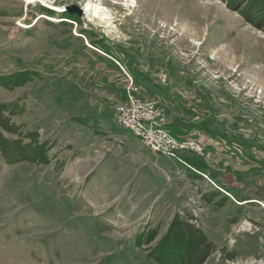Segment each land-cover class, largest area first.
<instances>
[{"label": "rangeland", "instance_id": "rangeland-1", "mask_svg": "<svg viewBox=\"0 0 264 264\" xmlns=\"http://www.w3.org/2000/svg\"><path fill=\"white\" fill-rule=\"evenodd\" d=\"M129 83L204 154L117 123ZM0 105V264H160L177 218L264 264V0H0Z\"/></svg>", "mask_w": 264, "mask_h": 264}, {"label": "trees", "instance_id": "trees-1", "mask_svg": "<svg viewBox=\"0 0 264 264\" xmlns=\"http://www.w3.org/2000/svg\"><path fill=\"white\" fill-rule=\"evenodd\" d=\"M6 110L4 105H0V115ZM9 125L6 123L5 117L1 115L0 129L10 131ZM174 132H179V130ZM2 137L0 136V142L3 141ZM12 143L19 147L15 142ZM2 147L0 144V150L3 151L4 148ZM174 240H178L179 244L173 243ZM214 248V243L206 237L200 228L187 220L177 218L172 220L165 235L156 245V249L151 251L149 255L160 264H203ZM176 254H179V258L175 261Z\"/></svg>", "mask_w": 264, "mask_h": 264}, {"label": "built area", "instance_id": "built-area-1", "mask_svg": "<svg viewBox=\"0 0 264 264\" xmlns=\"http://www.w3.org/2000/svg\"><path fill=\"white\" fill-rule=\"evenodd\" d=\"M140 90L129 83L126 90V100L115 107V119L124 121L125 125L134 129L137 134H144L151 138L155 145H162L163 150H169V143L186 144V150L196 154H204L201 142L188 136V142L168 139L153 132V121L165 122L162 105L153 98H145L139 95ZM175 153V151H171ZM181 162H183L181 160Z\"/></svg>", "mask_w": 264, "mask_h": 264}, {"label": "bare ground", "instance_id": "bare-ground-1", "mask_svg": "<svg viewBox=\"0 0 264 264\" xmlns=\"http://www.w3.org/2000/svg\"><path fill=\"white\" fill-rule=\"evenodd\" d=\"M36 0H27V2H33ZM97 1V0H95ZM126 2H135V0H125ZM52 8H54L55 10H59L62 11L63 9L58 8V6L55 5H51ZM84 13H88L91 16L98 18L101 21H104L106 23H110L111 21V16L109 14V12L102 6L99 5L98 2L96 3H92L90 1H88L84 6ZM61 9V10H60ZM43 15V14H41ZM23 26H27L25 23H23ZM87 45L91 46L88 42H86ZM92 47V46H91ZM95 51L100 52L103 55L108 56V54L101 52L97 47H92ZM116 122L119 123L120 125H122L123 127L129 129L136 137H138L141 142L143 143V145L145 147H147L151 152L153 153H161L163 155H166L170 158H177L176 157V153H172L171 151H175L176 147H186V144H178V143H169V150H163V146L162 145H155V142H153V140L151 138H147L146 135L144 134H137V132L134 131V129H132L131 127L125 125L124 121H120L119 119H116ZM166 122H161V121H153V132H156L158 134H161L162 136H166L168 139H172V140H181V142H188V138L187 139H179L176 138L172 135L169 134V132L166 130V128H163L162 126L165 127ZM180 160V159H179Z\"/></svg>", "mask_w": 264, "mask_h": 264}, {"label": "crops", "instance_id": "crops-1", "mask_svg": "<svg viewBox=\"0 0 264 264\" xmlns=\"http://www.w3.org/2000/svg\"><path fill=\"white\" fill-rule=\"evenodd\" d=\"M169 125H167V130L169 129L170 131L172 130L173 132L175 131V130H179V132H174V136H176V137H180V136H182V134H184V130L181 128L182 126L180 125V126H178V125H175V124H173V122L170 120L169 122ZM181 130H183V131H181ZM191 166V168L192 169H194V170H196V171H198L199 173H200V170H198V169H196V167H194V166H192V165H190ZM202 174H204V173H202ZM211 178H213V177H211ZM215 179V180H214ZM213 180L218 184V185H224L225 183H223V181L221 180V179H219V178H214ZM214 182V183H215ZM216 183H215V185H216ZM226 186V185H225Z\"/></svg>", "mask_w": 264, "mask_h": 264}, {"label": "water", "instance_id": "water-1", "mask_svg": "<svg viewBox=\"0 0 264 264\" xmlns=\"http://www.w3.org/2000/svg\"><path fill=\"white\" fill-rule=\"evenodd\" d=\"M65 9L69 13H76L78 15H81L84 12L82 8H80L79 6H76V5H67V6H65Z\"/></svg>", "mask_w": 264, "mask_h": 264}]
</instances>
